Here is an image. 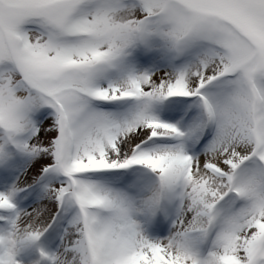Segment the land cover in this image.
I'll return each mask as SVG.
<instances>
[{"label":"snow or ice","instance_id":"6c2138e0","mask_svg":"<svg viewBox=\"0 0 264 264\" xmlns=\"http://www.w3.org/2000/svg\"><path fill=\"white\" fill-rule=\"evenodd\" d=\"M0 264H264V0H0Z\"/></svg>","mask_w":264,"mask_h":264}]
</instances>
